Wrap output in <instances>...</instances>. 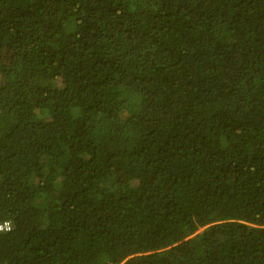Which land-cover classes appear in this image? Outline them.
Masks as SVG:
<instances>
[{
    "label": "trees",
    "instance_id": "obj_1",
    "mask_svg": "<svg viewBox=\"0 0 264 264\" xmlns=\"http://www.w3.org/2000/svg\"><path fill=\"white\" fill-rule=\"evenodd\" d=\"M0 264H264V0H0Z\"/></svg>",
    "mask_w": 264,
    "mask_h": 264
},
{
    "label": "built area",
    "instance_id": "obj_2",
    "mask_svg": "<svg viewBox=\"0 0 264 264\" xmlns=\"http://www.w3.org/2000/svg\"><path fill=\"white\" fill-rule=\"evenodd\" d=\"M11 230V226L8 222H5L0 225V232H7Z\"/></svg>",
    "mask_w": 264,
    "mask_h": 264
}]
</instances>
